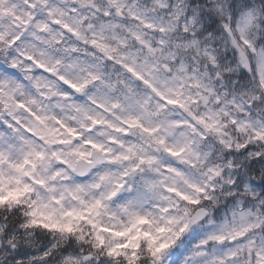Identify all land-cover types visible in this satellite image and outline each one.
<instances>
[{
	"label": "clouds",
	"instance_id": "clouds-1",
	"mask_svg": "<svg viewBox=\"0 0 264 264\" xmlns=\"http://www.w3.org/2000/svg\"><path fill=\"white\" fill-rule=\"evenodd\" d=\"M0 264H264V0H0Z\"/></svg>",
	"mask_w": 264,
	"mask_h": 264
}]
</instances>
